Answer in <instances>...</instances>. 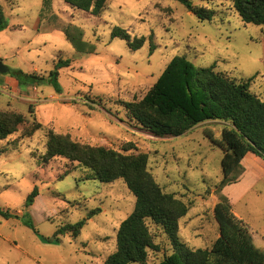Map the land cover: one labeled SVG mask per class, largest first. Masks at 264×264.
Returning a JSON list of instances; mask_svg holds the SVG:
<instances>
[{
  "label": "rangeland",
  "instance_id": "374dc122",
  "mask_svg": "<svg viewBox=\"0 0 264 264\" xmlns=\"http://www.w3.org/2000/svg\"><path fill=\"white\" fill-rule=\"evenodd\" d=\"M191 2L212 9L213 19L200 21L175 0H107L98 17L63 0H0L6 21L0 61L8 68L0 73V112L25 119L0 140V208L15 215L0 216V264H103L115 251L119 224L133 210L135 198L122 180H86L87 170L61 157L42 164L50 129L81 144L121 151L130 142L133 149L125 154L146 153L148 171L162 191L187 206L178 235L188 248L209 249L218 237L213 209L225 195L264 250L263 158L248 155L231 185L218 193L223 152L205 131L220 140L225 123L208 121L178 137H158L127 115L125 104L139 101L174 56L195 67L214 66L238 82L251 78L250 92L262 98L264 27L244 24L231 0ZM113 27L146 41L133 51L111 37ZM67 60L69 66L56 68ZM33 118L41 128L23 137ZM34 187L38 195L25 208ZM94 210L99 211L77 237L42 240ZM23 212L36 233L23 224ZM148 225L159 249L148 251L145 264H158L171 246L160 227Z\"/></svg>",
  "mask_w": 264,
  "mask_h": 264
},
{
  "label": "trees",
  "instance_id": "16d2710c",
  "mask_svg": "<svg viewBox=\"0 0 264 264\" xmlns=\"http://www.w3.org/2000/svg\"><path fill=\"white\" fill-rule=\"evenodd\" d=\"M71 8L100 16L107 0H63ZM192 12L200 21H211L215 12L204 6H193L191 0H175ZM232 8L244 24L264 27V0H231ZM6 27L5 15L0 5V30ZM111 37L127 42L135 51L145 43V37L131 39L128 32L113 27ZM151 39V36L150 38ZM150 53L155 49L150 41ZM69 66V61L59 62L56 68ZM238 82L214 66L195 67L184 56H174L156 82L137 102L125 104L128 117L144 130L158 137H178L193 127L208 122L225 123L220 140L210 132L205 136L223 152L221 171L223 179L217 187L221 193L231 185L233 175L250 153L264 159V85L263 96L258 98L249 90L250 81ZM33 114V105H29ZM25 123L22 115L0 112V140L16 132ZM34 118L24 130L23 137L31 136L41 128ZM126 143L121 151L101 146H89L71 140L67 134H57L51 129L46 134V151L42 164L61 157L76 162L87 170L86 180L113 183L122 180L135 198L133 210L121 221L116 232L115 251L103 264H145L148 251H158L149 230L148 222L160 227L171 246V253L158 264H264V250L253 243L246 224L237 218L225 195H219L214 206V219L218 224V237L209 249H190L178 235V222L187 213V206L174 195L164 193L148 171L146 153L125 154L133 149ZM38 195L37 187L28 194L24 206L29 208ZM99 210L90 211L86 219L75 224L58 227L53 238H42L54 243L59 235L77 237L80 230ZM4 219L15 217L0 208ZM23 224L36 233L27 212L22 213Z\"/></svg>",
  "mask_w": 264,
  "mask_h": 264
},
{
  "label": "water",
  "instance_id": "95a60500",
  "mask_svg": "<svg viewBox=\"0 0 264 264\" xmlns=\"http://www.w3.org/2000/svg\"><path fill=\"white\" fill-rule=\"evenodd\" d=\"M6 72H8V68L7 67H5L3 64H2V62L0 61V73H6Z\"/></svg>",
  "mask_w": 264,
  "mask_h": 264
},
{
  "label": "crops",
  "instance_id": "0c3cea01",
  "mask_svg": "<svg viewBox=\"0 0 264 264\" xmlns=\"http://www.w3.org/2000/svg\"><path fill=\"white\" fill-rule=\"evenodd\" d=\"M223 123H224V122H223ZM248 155H250V153H249ZM248 155H247V156H248ZM252 155H253V154H252ZM247 156H246V157H247ZM246 157H245V158H246ZM245 158H244V159H245ZM243 161H244V160H243ZM252 161H254V160H252ZM252 161H251V162H252ZM242 163H243V162H242Z\"/></svg>",
  "mask_w": 264,
  "mask_h": 264
}]
</instances>
